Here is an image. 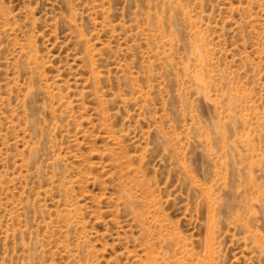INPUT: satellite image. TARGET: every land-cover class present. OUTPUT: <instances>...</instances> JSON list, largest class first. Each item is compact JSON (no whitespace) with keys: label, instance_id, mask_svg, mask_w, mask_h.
Wrapping results in <instances>:
<instances>
[{"label":"rangeland","instance_id":"1","mask_svg":"<svg viewBox=\"0 0 264 264\" xmlns=\"http://www.w3.org/2000/svg\"><path fill=\"white\" fill-rule=\"evenodd\" d=\"M0 264H264V0H0Z\"/></svg>","mask_w":264,"mask_h":264}]
</instances>
